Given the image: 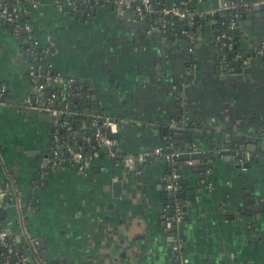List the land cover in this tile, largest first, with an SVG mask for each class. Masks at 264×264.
<instances>
[{"label": "crops", "instance_id": "obj_1", "mask_svg": "<svg viewBox=\"0 0 264 264\" xmlns=\"http://www.w3.org/2000/svg\"><path fill=\"white\" fill-rule=\"evenodd\" d=\"M34 1L27 17L39 47H48V73L78 81L83 93L87 85L98 109L85 115L118 122L122 155L164 144L200 153L183 162L190 168L178 166L186 264H264V212L247 209L264 206V0H223L241 4L233 16L246 54L229 64L222 63L211 28L232 17L216 10L220 0H161L166 6L189 4L208 20L194 25L193 45L148 29L120 12L118 0ZM28 63L22 39L0 27L1 229L20 242L28 234L36 237L51 264H176L164 225L169 164L151 158L134 174L107 153L109 159L92 157L83 170L44 167L58 120L25 104L34 91ZM85 128L78 136L82 144L73 146L91 154L93 131ZM236 145L255 153L253 159L237 157L234 163ZM217 149L232 154L219 156ZM9 177L21 207L14 204ZM118 180L116 196L112 183Z\"/></svg>", "mask_w": 264, "mask_h": 264}, {"label": "built area", "instance_id": "obj_2", "mask_svg": "<svg viewBox=\"0 0 264 264\" xmlns=\"http://www.w3.org/2000/svg\"><path fill=\"white\" fill-rule=\"evenodd\" d=\"M69 1V0H68ZM83 3H91L95 4L94 0H77ZM70 2H76V0H70ZM36 7L37 3L34 0H0V27H3L5 22H12V32L14 35L19 37V32L22 31V34L25 36L24 42L28 44V46L24 47L26 54L29 57L28 63V72L27 77L33 83L34 91L30 93L28 97L25 99V104L31 107H38L43 110V112L47 113L52 118H56L61 116L64 113L62 110H58L56 105L54 104L55 95L51 93L49 99L48 97H44L46 91H48L49 85H65L70 86L75 81L72 78L62 77L57 74H49L48 69L43 70V66L45 65L46 57L48 55V47L41 48L39 51H35L36 48L39 47L38 42L35 40L33 34V27L31 23L20 21L24 15L28 16L30 6ZM117 6L120 12L129 11L130 7H134V14H131L133 19L141 21L144 19V15L152 12V5L150 0H118ZM241 4L239 3H231L227 1L220 0L218 1V5L216 10H236ZM160 12L163 15L168 16H177L181 19H188L192 21L195 16H199L194 11H190L188 9H180L176 6H163L160 9ZM20 21V22H19ZM160 26H157L159 25ZM156 26H150L148 29L157 30L160 33L163 32L165 27V21L157 20ZM233 26V23H232ZM194 36L189 37V41H191L192 45L195 44ZM229 48H231V44H229ZM259 54H264V44L262 48L259 50ZM33 55V56H32ZM241 54L236 53L235 59H240ZM35 59L39 60L41 63H35ZM0 96L4 93V88L0 87ZM53 103V104H52ZM38 105V106H37ZM67 107L68 105L65 104ZM70 113H68L69 115ZM186 118V117H185ZM103 127L104 129L109 128L111 132L116 133L118 122L114 120L112 117L108 115H96L93 120H91L92 127L95 128L93 132L94 141L97 146H102L106 148L108 156L111 158H115L120 155L119 144L114 139H109L106 137L105 132L99 127ZM60 127L67 126L65 121H62L59 125ZM59 141L56 134L53 136L54 147L51 150V154L53 158L44 157L43 166L44 167H58L65 166L68 161V165H75L77 169L83 170L86 165L92 160V157L97 156V152H93L89 155H84L78 147V150H75V146L67 145L66 149L69 155V158L61 157L58 151L55 149ZM221 149L215 150V152H219ZM180 155L179 151L171 150L169 146L157 147L150 152H145L136 156L131 155H122V162L125 166L130 169H135L144 161L148 159L161 157L163 158L169 165L170 171L165 175L163 182L164 188L169 193L171 203L166 205L164 211V225L166 230L170 233L173 238V246L172 252L176 259V264H186L187 260L184 257V240L183 235L179 231L178 226L183 221V211L180 201L177 197V193L180 188V179L181 174L176 169L175 164L177 163V158ZM236 155L243 156L244 159L250 158L251 153L248 151H244L240 149L236 152ZM17 225L23 229L22 220L17 221ZM20 241L16 240L9 234L8 230L1 229L0 227V248H4L7 252L6 260L0 262V264H10V261L7 260L10 255L13 253L16 254L15 262L13 264H50L49 261L44 257V254L38 250V240L36 237L32 235H26L24 237V243L20 246V250L18 249V244ZM18 251V252H17ZM31 251V255H28V252ZM1 255V254H0Z\"/></svg>", "mask_w": 264, "mask_h": 264}, {"label": "trees", "instance_id": "obj_3", "mask_svg": "<svg viewBox=\"0 0 264 264\" xmlns=\"http://www.w3.org/2000/svg\"><path fill=\"white\" fill-rule=\"evenodd\" d=\"M151 5H152V12L145 14L144 19H142L140 22H142L146 27L150 26H156L157 25V20H163L165 21V27L163 29V34L165 37H170L173 36L174 39H184L187 42V38L191 36H195L194 29H192L193 25H198V24H204L205 22L207 23L208 20H206L205 17L203 16H195L192 21H189L188 19H181L177 16H168V15H163L160 12V9L163 6H166L164 2H161V0H150ZM176 7H179L180 9H188L190 11H194V9L191 7L189 4H178ZM130 14H134V7H130L129 11ZM20 21H25V22H30L29 18L24 15ZM19 21V22H20ZM31 23V22H30ZM233 23V26H232ZM236 17H228L227 19L223 20L222 23L220 21L216 24L212 25V29L214 30V33L216 34V37H218V48L220 50V57L221 60L223 61V64H229L232 61V58L235 57L236 53L241 54V58L239 59L238 62L245 60L246 54L242 52L239 48V31L236 29ZM157 26H160L157 25ZM13 27L12 22H5L3 24V28H7L11 30ZM19 38L22 39V45L24 47L28 46V44H25L24 38L25 36L22 34V31L19 32ZM229 44H231V48H229ZM41 48L38 47L35 49V51H39ZM33 56V55H32ZM43 61H39L35 59V63H42ZM67 78V77H66ZM1 84V82H0ZM76 88V85L72 83L69 87L65 85H49L48 86V91L45 92L43 95L45 98L50 97L51 93L55 95L54 99V104L56 105L58 110H62L64 113L59 117L58 119V126L53 129L52 136L54 134L57 135L59 141L57 142L58 146L55 148L59 155L64 158H69L68 152H67V145H73L76 141H79L80 136L83 131H85V126L91 127L92 131L94 132L95 128L91 126V121H87L86 115H85V109L89 108L91 111L92 109H98L97 105L95 103L91 104L92 101H86L84 98V93L83 91L77 90L75 97H76V102L73 101V90ZM83 90V89H82ZM81 94V95H80ZM62 103L68 105L67 107L65 105H62ZM53 104V103H52ZM68 113H70L68 115ZM98 113V112H97ZM96 113V114H97ZM68 116H70V119H68ZM92 120V117H91ZM62 121H65L67 123V126H69V129L66 128V126L60 127V123ZM100 127V124H99ZM102 131L105 132V129L103 127H100ZM118 144H119V149H120V155H118L115 158L110 159L112 162L121 164L122 163V154L123 150L120 146L119 139L118 137L113 138ZM168 146L167 144H164V147ZM54 147V142L52 139V148ZM171 149V148H170ZM174 150V149H172ZM87 150H83L82 153L84 155H89L87 153ZM97 152V159L102 161L105 158H108L107 156V150L106 148L102 146H97V144L94 142L93 143V148L91 149V153ZM255 153H251L250 158L254 156ZM49 158H53V155L51 152L48 154ZM244 159V157L242 156ZM109 159V158H108ZM178 161V160H177ZM66 165L69 164L67 161L65 163ZM178 163L175 164L176 169L179 170ZM170 171V165L168 167L167 172ZM184 240V239H183ZM18 249L20 250V245L22 246L21 243L18 244ZM18 252V251H17ZM0 262L3 260H6L7 252L4 248H0ZM16 259V254L13 253L8 257L7 260H12V262H15ZM50 263V261H49ZM51 264V263H50Z\"/></svg>", "mask_w": 264, "mask_h": 264}, {"label": "water", "instance_id": "obj_4", "mask_svg": "<svg viewBox=\"0 0 264 264\" xmlns=\"http://www.w3.org/2000/svg\"><path fill=\"white\" fill-rule=\"evenodd\" d=\"M77 4H80V1H77ZM82 7H86L85 6V4L84 5H81ZM172 5H170V6H168V7H171ZM227 12V11H226ZM235 14V10H230L229 11V15H234ZM81 15H85V12L84 13H81ZM219 14L217 13V16H218ZM195 28V26L193 25L192 26V29H194ZM187 41L189 42V39L187 38ZM48 68V66H47V64H45L44 66H43V70H46ZM74 84L76 85V87L77 86H79V84H78V81H75L74 82ZM83 89L86 91L85 93H84V98L86 99V101H92V100H94L92 97L91 98H89L88 97V94H87V92L88 93H90L91 91L88 89V87H87V85L86 84H84L83 85ZM76 91H77V89L75 88L74 90H73V93H74V95L76 94ZM73 101L74 102H76V97L74 96L73 97ZM62 105H64V103H62ZM88 110H89V108H87V109H85V112H88ZM52 117V116H51ZM59 117L60 116H58L57 117V120L59 119ZM90 117L91 116H87L86 117V119H87V121H89L90 120ZM68 119H70V116H68ZM53 129V128H52ZM190 132H193V129H190ZM105 135H106V137L107 138H109V139H113V138H116L117 137V133H114V132H111L110 131V129L109 128H106L105 129ZM176 136H180L179 134H176ZM91 138H92V140L94 141V137L93 136H91ZM52 139H53V136H52ZM189 142H191V139L189 140ZM78 144L80 145V144H82V142L79 140L78 141ZM238 145H236V147H235V149H234V151H233V161H234V163H236V158L237 157H239V158H241V159H243L242 157H241V155H236V151L235 150H238ZM240 149H243L244 151H246V148L245 147H242V148H240ZM75 150L77 151L78 150V147H75ZM197 151H195V147H193V146H190V147H187V148H185V150H184V152H180V155L178 156V158H177V160H178V165H179V167H185V168H190L191 167V165L190 164H183V162L184 161H188V160H191V159H195V158H199L200 157V153H196ZM226 154H232V151L230 150V149H221L220 151H219V153H218V155L219 156H224V155H226ZM251 159H253V158H251ZM239 166H243V167H246V166H248L249 165V162H245V163H240V164H238ZM120 166L121 167H125V169H126V171H128V170H130L131 172H133L134 174L135 173H137V167L135 168V169H130L129 167H127V166H125L124 164H123V162L120 164ZM59 167H61V166H58V168ZM53 168H55V167H53ZM9 180L10 181H8V185H9V187L11 188V192H12V194H13V201H14V204L15 205H17V206H19V207H21L20 206V196H19V194H18V191H16L15 189H14V179L12 178V177H9ZM7 183V182H6ZM112 186H113V188L115 189V195L117 196L118 195V193H119V191L121 190V187H122V182L120 181V180H118V181H115V182H113L112 183ZM2 188H5V184H3L2 185ZM6 196H8V195H6ZM170 197V196H169ZM177 197H179V195H178V193H177ZM7 199L9 198V196L8 197H6ZM247 209H249V212L251 213V212H253V213H255V212H257L258 210H261L262 212H264V206H261V208H257V207H254V208H247ZM25 210H23L22 211V216H20L19 217V219L18 220H22V222L24 221L25 222V218L23 217V215H25V212H24ZM1 215H3L4 216V213H1ZM17 220V221H18ZM28 255L29 256H32L31 255V251H29L28 252ZM10 264H13V262L12 261H10Z\"/></svg>", "mask_w": 264, "mask_h": 264}, {"label": "flooded vegetation", "instance_id": "obj_5", "mask_svg": "<svg viewBox=\"0 0 264 264\" xmlns=\"http://www.w3.org/2000/svg\"><path fill=\"white\" fill-rule=\"evenodd\" d=\"M46 63V62H45ZM45 113V112H44ZM46 115H47V118H48V114L47 113H45ZM45 157H48V155L47 156H45ZM23 223V222H22ZM17 227L18 228H20L18 225H17ZM21 244H23L24 243V239H23V241H21L20 242ZM21 246V245H20ZM44 257L47 259V261H48V257L46 256V255H44Z\"/></svg>", "mask_w": 264, "mask_h": 264}]
</instances>
